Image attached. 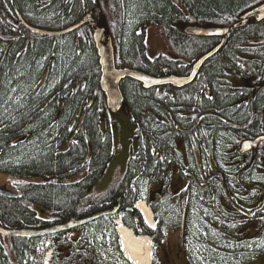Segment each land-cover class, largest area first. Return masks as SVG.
<instances>
[{"label":"trees","instance_id":"trees-1","mask_svg":"<svg viewBox=\"0 0 264 264\" xmlns=\"http://www.w3.org/2000/svg\"><path fill=\"white\" fill-rule=\"evenodd\" d=\"M263 2L264 0H0V5L14 7L28 21L49 25L50 28L67 27L80 21L88 13L98 22L104 20L114 26L120 24V28L113 29L115 34L121 35V40L116 36L118 61L120 57H127L132 68L152 74L157 73L159 64H162L160 69L168 67L170 72L185 71L194 60L216 45L212 38L189 34L184 28L185 25H233L246 11ZM152 24L162 28L166 44L172 51V54L161 55L157 61L150 60L146 54L143 36L137 33L139 27ZM78 31L64 35L60 38L64 41L57 42L56 45L52 40L49 44L38 43L17 65L14 66L12 61L10 66L5 65L0 70V104L4 105L11 91L15 92L19 100L18 123L8 135L0 136V172L23 181L34 182L35 184L20 188V197L33 199L44 208L62 213L68 218L85 214L91 207L93 213L105 211L117 203V198L122 197L120 202L124 204L127 200L123 195L126 187L124 185L137 171L130 167L122 184L109 188L103 194H94V186L102 177L113 152L110 134L102 129L100 118L97 120L94 116L95 100L86 120L81 125L72 124L77 109L89 99L100 96V67L92 35L88 29L89 33L80 37ZM51 51H54L57 68L51 72L50 85L61 82L63 91L60 93L59 88L53 90L60 95L55 99L50 93L49 96L53 99L48 109L42 110L46 93L35 95L40 81L38 64L46 52ZM177 55L179 59L175 61ZM8 67L11 68L9 73ZM232 78L264 83V20L251 21L245 26L232 29L224 46L204 65L199 77L190 85L209 89L214 93V100L207 101L203 108L223 107L224 115L229 121L228 128L211 124L209 130L199 126L195 130L181 133L174 127L170 116L173 107L170 101L167 104L170 114H166L163 126L146 121L138 129L141 135V153L139 159H132L131 165L136 161H146L138 171L142 179L151 180L155 177V180L169 184L174 176V165L180 168L179 174L185 178L189 177L182 169L186 164L196 170L198 164L203 163L206 165L204 171L208 173L209 156L204 146L209 137L215 136L216 163L218 169L224 172L227 190H232L240 203L248 207L253 204L255 206V200L264 199L263 155L247 158L245 162L243 158L240 162V159H233L231 153L233 146L240 143L237 140L264 132V126L260 123L264 114V88L258 94L255 106L253 103H242L244 97L250 96L251 92L245 86L237 87L232 83ZM124 88L127 100L132 103L135 112L156 109L160 102L154 91L141 89L139 83L132 79H126ZM185 90L187 89H179V106L187 102L188 95ZM59 99L63 100L64 107L55 121L62 105ZM177 116H174L175 122L188 129L190 126L186 124V117ZM12 131L17 132L19 139L14 144L10 140ZM23 137L25 140H22ZM180 139L183 140V147ZM232 165L239 167H231ZM51 177L54 180H46ZM65 178L77 180L62 183ZM167 190L168 186L165 191ZM225 194L222 185L218 183L215 197H230ZM200 196L196 193L190 194V188L186 187L174 195L163 196L159 231L149 233L156 245L163 242L168 230L176 227L174 224L179 228L182 206L187 203L195 208L194 203ZM172 199L178 202L172 205ZM165 203L168 204L166 211ZM227 204L230 208H235L228 201ZM0 212L7 221L19 224L30 214L19 203L11 205L2 201ZM236 212L239 213L237 210ZM244 213L245 211L239 215ZM207 214L208 221L216 226L221 227L220 222L224 218L231 221L232 233L250 223L249 220L246 223L242 220L239 224L238 216L227 212L218 201L216 205H211ZM258 215L261 218L260 224L264 227V216H261L262 213ZM135 216L140 215L136 213ZM189 217L190 212L187 214L186 247L195 250L198 246L194 244H201L213 250L212 259L215 258L218 263L237 264L239 260L236 251L230 250L231 246L236 248L237 238L225 236L218 231L212 232L211 236H194ZM190 237L193 238L192 242ZM214 246L222 247L224 258L215 256L214 250L217 248ZM188 255L190 263L206 264L199 256L192 257V251H188Z\"/></svg>","mask_w":264,"mask_h":264},{"label":"flooded vegetation","instance_id":"flooded-vegetation-1","mask_svg":"<svg viewBox=\"0 0 264 264\" xmlns=\"http://www.w3.org/2000/svg\"><path fill=\"white\" fill-rule=\"evenodd\" d=\"M88 16L91 17V21H88L83 26L84 28H80L81 30L79 31L76 30L78 31L80 37L83 35H87L89 33L88 31L89 29L90 34L92 35L93 38V33H92L93 28L96 26L104 27L111 34L113 38V43L116 51L117 68L134 69L130 66L129 59L127 57L126 58L120 57L119 61L117 58V54L119 53V52L117 53L118 50L117 39L121 40V35L115 34L113 32V29L120 28L121 27L120 24L114 26L113 24L109 22H105L104 20L98 22L95 20L94 16H92L91 13H88L81 20H84ZM69 26L64 28H50L49 25L46 26L42 24H34L28 21L16 8L8 5H4V6L0 5V70L5 65H6L5 67L10 66L12 61L14 66L17 65V62H19V60L26 58L30 54L31 49L34 48L35 45H37L38 43L49 44V41L52 40L53 44L56 45L57 42L64 41V40H60V38L64 37V35L65 36L71 35L74 32H76L74 31L69 34H63L59 36H49V35L39 34L35 32L31 27L38 28L41 30L56 31V30H62L68 28ZM188 26L190 25H187V27ZM191 26H200L203 28H208V27L231 28L233 25L203 26L200 24L197 25L191 24ZM150 28L153 29L157 28L158 32L162 31V28L157 24L146 25V26L144 25L142 27H139L138 28L139 30L137 31L139 35L143 36V41L146 47V54L148 55L150 60L157 61L160 60L161 55L172 54V51L170 50V48L168 49V45L166 44L167 43L166 38L163 37L164 39L163 42L166 44L167 47V49L165 48L166 51H164L163 44L160 42L158 43V41H155L153 39V35H151V33L149 32ZM232 29L233 28L230 29L229 33L231 32ZM203 38H212L213 43L216 44L212 49L218 46L223 39V37L221 36L203 37ZM95 52L99 64V55L97 48ZM38 53L39 55L41 54V52ZM203 55H201L196 60H194L191 66L186 68L187 70L181 72H170L168 70V67H164L163 69H160L162 64H159L160 67L157 70V73L150 74L142 70H138V71H142L143 73L153 77H168L171 75L188 76L191 74L194 64ZM178 59L179 56L178 55L175 56L174 60L177 61ZM38 66L40 68V73L38 76L40 81H39V85H37V92L35 95L40 96V93L43 92L46 93L45 97L43 98L44 99L43 103L45 101L46 102L42 106V110H45L48 109V105L49 103H51V100L53 98L56 99V97L60 95L61 91H63V85H61V82H59L58 84L56 83L54 86L50 85V81L52 79L51 72H54L57 68L54 51L53 52L51 51V53L46 52V55L43 56V59L39 61ZM203 67L199 71L195 80L201 74ZM10 69L11 68L8 67V73ZM100 71H101V67H100ZM1 74L2 73H0V75ZM126 79H130V78H126ZM126 79H124L121 82V89L124 95V104L119 111L113 112L112 110H110L107 104L106 96L104 95L100 87L99 98L89 99V101H87L85 105L80 106L73 116L72 124L81 125L82 120L83 122L84 120H86V118L89 116V114L92 111L91 110V108L93 107L92 102L95 100L94 116H96L97 120L100 118L102 129L106 132L108 131V133L110 134V138H111L110 141H111L113 153L111 158L106 164V169L102 177L98 180L97 184L94 186L93 192L94 194L97 195L103 194L109 188L118 186L120 183L122 184V180L125 178L126 173L130 169V167H133L136 168L137 171L132 175V178L127 181L126 185H124V187L125 186L126 187L124 188L123 195L127 198V200L124 202V204H122L120 202V199L122 200V197L117 198V203H115L113 207L105 210L107 212L115 211L116 212L115 214L110 213L100 218L99 220L85 224L83 226H80L72 230L57 232L51 236V240L49 242L46 241L47 237L44 236H36V237L30 235L14 236L0 232V264H44L46 253L49 250H53V255L50 264H102L98 254V246L100 244L99 235L104 234V236L107 237L108 233H114L116 220L120 216L122 218H125L126 223L131 227H133L135 231L142 233H150L149 230L144 226L146 223L143 215L138 212L137 205L142 200L146 201L153 209L152 211L155 212L154 213L155 217L159 222L162 216V205L164 200L163 196L166 192L170 191V187L174 185V183H172L173 178L171 179V181H169V184L165 181H157L155 180V177H153V179L151 180L142 179L141 175L138 174V171L141 167V164L142 163L145 164L146 161L143 162L136 161L134 162L133 165L131 164L133 158H138V159L140 158L141 135L138 133V129H140V124H143L146 121L156 122L161 125L165 123L166 114H170V110L167 108V104H169L170 101L173 106L172 114L170 116L174 123V127L177 130H179L181 133L189 130H195L199 126H202V128L209 130V128L212 127L211 124H213L214 126L218 125L222 128H228L229 121L227 120L228 118L224 115L225 109L223 107L215 106L210 108H203V106H205V103L207 101L214 100V93H211L209 89L205 90L197 86H190L195 82V80L190 85L181 88L172 85H166V86H157L147 89L143 87L142 83L132 79L133 81L139 83L141 89H144L146 91H154L155 96L160 101L157 103L158 105L156 109H148L140 112H135L132 107V103L128 102L127 100L128 97H126L127 95L125 94L124 83ZM231 81L233 84H236L237 87L245 86V89H248L249 92H251L250 96L244 97L242 103H247V104L253 103V105L255 106L258 94L264 88V83H255V81L243 80L239 78L237 79L232 78ZM56 88H59L60 93L53 92V90H55ZM179 89L180 90L187 89L184 92L187 93L188 95L187 102L183 103L180 106L178 105L179 99H181V95L179 94ZM126 91L128 92V86L126 88ZM50 93L54 95L52 96L53 98L49 96ZM18 101L19 100L18 97L15 96V92L11 91L10 94H8V97L4 105L0 104V136L8 135L9 131L13 130L16 124L18 123V117H19L17 111ZM59 102H61L62 105L57 117L55 118V121L58 120L61 111L64 107L63 100L59 99ZM242 103H239V105ZM123 110L128 111L134 127V131L132 133L133 138L129 142H128L129 138L127 140H124L120 136V131L122 130V128L124 126L125 127L128 126L126 120H124L123 125L118 124V128L116 129L114 120L111 119L112 114L119 113ZM176 115H178L177 117L180 118L186 117V124L187 126L190 127L186 129L183 128V126L179 125L177 122H175L174 116L176 117ZM260 123L264 126V114H262L261 116ZM11 134L12 135L10 137V140L12 141V144H14L15 142H17V140H19L17 138V132L15 133L12 131ZM129 134L131 135V133ZM260 136H264V132L260 135L243 137L244 139L237 140L240 143H238V145L237 144L234 145L231 151L233 159H237V161H239L238 159H240V162H242L243 158H245L244 160L245 162L247 158L250 157L254 158L257 155L261 154V156L263 155L262 159L264 160V141H262L257 146V148H253L251 150L244 151L242 148L243 142L247 140H255ZM22 140H25V137H23ZM214 140H215V136L209 137L207 139L206 145L204 146L209 156V158H207V164L208 166H210V170L208 173H205L204 168H206V165L203 163L202 164L199 163L196 170L192 169L190 165L187 166L186 164L182 166V169L189 175L187 179L183 177L181 174H179L180 168L177 165L173 166L174 176L177 178L178 175L179 176L181 175V178L186 180L185 184H183L185 186H183L182 188L184 187L190 188V194L192 195L194 193L198 194L199 196L202 195L198 198L197 202L194 203L195 208H193L191 204L185 203L182 206L181 211H183V209L186 208L187 214L188 212H190V217H189L190 229L192 231V234H194V236L195 235L211 236L212 232L218 231L225 236L237 238L238 240L236 246L237 250L235 252L239 260L237 264H264V227L261 226L260 224L261 218L258 215L259 213H262L261 216H264V199L255 200L253 202L255 203V206L254 204L251 205V207L244 206V204L240 203V200L236 198L232 190L230 191L227 190V192L224 190L227 188L224 187L222 183V179L219 176L210 178L206 183V180L213 173H218L223 175L225 181L224 172L219 170L217 167L215 152H214L217 146L215 145ZM182 142L183 140L180 141L181 145ZM123 150L125 151V157L123 158V160H120L118 156ZM110 165L112 167L111 171H115V173L122 172L123 174L120 177H116L113 180V182L109 185V187L106 188V190L95 191L96 186L99 184L101 179H103L106 173L108 172L107 170ZM235 165H232L231 167ZM235 167H239V166H235ZM0 175H5L8 178H14V179L16 178L3 172H0ZM218 183L222 185L223 191H225L226 193L225 195L229 194L230 196L229 198L228 196L227 199L223 197L217 199L215 197V189L218 186ZM31 184H35V183L29 181H24L21 183L17 181L14 182L12 180H9L3 184L0 183V201L6 204L9 203L11 205L12 204L18 205L19 203L22 206V208H26L30 212V214L27 216V219L23 218L24 220L20 224L18 222L7 221L6 220L7 218L3 217L0 212L1 229L5 231H20V230L43 231V230L53 229L57 226H62L68 223L72 218L83 219L99 213V212L93 213L92 212L93 209L91 207L88 210V212L85 214L82 213L79 216H72L68 218V216L62 213L50 211L44 208L42 204H40L39 202L33 199L20 197L21 195L19 191L20 188L22 186H28ZM150 186H155L157 188L152 190V193L149 191L146 192L147 190L144 192V189L146 187L149 188ZM167 186H168V190L165 191ZM204 194H206L207 196L205 197ZM216 201L222 203L227 212L229 213L233 212L234 213L233 215L238 216L239 224H241L240 221L242 220H244L243 223H246V220H249L250 223L245 224V226H243L234 233L230 231L232 227L231 221H228L225 218L220 222L221 227L211 224L208 221L207 212L209 211L212 204L216 205ZM227 201L233 204L235 208L234 209L232 207L230 208L227 204ZM177 202L178 200L175 199L171 200L172 205H175ZM165 204H166V209H165L166 211L168 210L167 207L168 204L167 203ZM201 206L202 209L200 208ZM188 207L190 208V210H188ZM236 210L239 211V213L236 212ZM244 211L245 213L243 215H239ZM136 213H138L140 216H135ZM158 228L159 227H157L156 231H159ZM199 232H201V234ZM74 235L76 237H72ZM182 255H183V251L178 252V256L180 257V259L182 258ZM105 264H112V263L107 261ZM186 264H192V263L186 262ZM194 264L196 263L194 262Z\"/></svg>","mask_w":264,"mask_h":264},{"label":"water","instance_id":"water-1","mask_svg":"<svg viewBox=\"0 0 264 264\" xmlns=\"http://www.w3.org/2000/svg\"><path fill=\"white\" fill-rule=\"evenodd\" d=\"M250 20H256L258 22L264 20V3L261 5L247 11L240 22H237L232 26V28H238L245 26ZM88 21H91V17L88 16L84 20L77 22L76 24L58 31H48V30H41L38 28L31 27L35 32L42 34V35H49V36H57L62 34H69L73 31L78 30L83 25H85ZM230 27H208L203 28L200 26H190L187 28V32L191 35L199 36V37H213V36H221L223 37L222 42L216 46L214 49L210 50L206 54H204L193 66V70L190 75L188 76H176L171 75L168 77H153L148 74H145L141 71L133 70L130 68H117L116 63V51L115 46L113 43V38L111 34L104 28L100 26H96L93 28V39L98 51L99 55V63L101 67V77H100V87L102 92L106 96L107 104L110 110L113 112L119 111L123 104H124V95L121 89V82L126 78H131L137 80L142 83L144 88H152L157 86H164V85H173L175 87L181 88L187 85H190L195 78L197 77L199 71L203 67V65L211 59L215 54H217L221 48L224 46L227 38V34L230 31ZM264 141V136H260L255 140H247L243 142L242 148L244 151L251 150L253 148H257L260 142ZM220 176L221 174L213 173L208 180L212 177ZM49 179L47 181H51ZM75 178H68L63 180L62 183H71L74 182ZM222 182L224 183V179L222 178ZM112 212H102L96 214L94 216H90L84 219H77L72 218L68 223L57 226L53 229L43 230V231H5L0 228V232L7 234V235H14V236H44L49 234H54L61 231H68L87 223H90L94 220L101 218L104 215H108ZM185 224H186V212L184 210V214L182 215L181 220V233L178 240V248L181 250L184 247L185 243Z\"/></svg>","mask_w":264,"mask_h":264},{"label":"rangeland","instance_id":"rangeland-1","mask_svg":"<svg viewBox=\"0 0 264 264\" xmlns=\"http://www.w3.org/2000/svg\"><path fill=\"white\" fill-rule=\"evenodd\" d=\"M184 27H187V25H185ZM149 32L151 33V35H153V39L155 41H158V43H162L163 44V50H165L166 44L163 42V37H164V32L163 31H159L158 29H153L150 28ZM161 32V33H160ZM170 47L168 46V49ZM111 119L114 120L116 129L118 128V124L123 125L124 124V120H126V122L128 123V126H124L122 128V130L120 131V136L122 137V139L127 140L128 138V142L132 140L133 138V131H134V127L132 124V120L131 117L128 113L127 110H123L119 113L116 114H112L111 115ZM131 133V135L129 134ZM116 134V133H114ZM120 138V137H119ZM118 143V141H117ZM125 157V151L123 150L118 158L120 160H123V158ZM112 167L111 165L108 168V172L106 173V175L104 176L103 179H101V181L99 182V184L96 186L95 191H103L106 190V188L109 187V185L113 182V180L116 177H120L123 173L121 172H116L115 171H111ZM9 180H12L14 182H24L22 179L19 178H8L5 175H0V183H5ZM186 180L181 178V175L176 178L175 176L172 179V183H174L173 186L170 187V191L166 192L164 195H174L175 193H178V191L180 189H183L182 187L185 186L183 184H185ZM155 186H150L149 188H143L144 192H151L152 190H154ZM156 194V193H155ZM154 194V195H155ZM153 195V197H154ZM153 210V209H152ZM140 212V211H139ZM141 213V212H140ZM152 213L154 214L155 212L152 211ZM154 218H155V225L157 223V219L155 217L154 214ZM147 225V224H146ZM176 227L173 229H170L167 231V234L163 240L162 243L156 245L155 248V242L152 240V247H153V251L156 250V255H155V264H186V261L188 260V251H192V257H200V260L202 262H205L206 264H220L218 263V260L212 259V253L213 250L209 249L208 247L202 246L201 244H194L198 247H196V249L194 250L192 247H187V252H183L182 258L180 259V257L178 256V249H177V244H178V238H179V230L177 228V225L174 224ZM173 225V226H174ZM147 227H149L147 225ZM178 230V231H177ZM136 234H140V235H144L145 233L142 232H137L135 231ZM201 234V232H199ZM203 234V233H202ZM198 236V235H195ZM72 237H76L75 235ZM119 238V236H118ZM190 241H193V238L190 237L189 238ZM47 241V240H46ZM99 241L100 244L98 246V254H99V258L101 259V263L105 264L107 261L112 263V264H131L124 256L123 253L120 250V246L117 244V242L115 241V237L113 235V233H108L107 237L104 236V234H100L99 235ZM187 241V240H186ZM207 246V245H206ZM217 249L214 250V254L217 257L220 258H224V254L221 252L222 247H218V246H214ZM225 248V247H224ZM209 249V250H208ZM230 250H232L233 252L237 250V248H235L234 246L230 247ZM195 251H197V253H195ZM230 262H232V259H230Z\"/></svg>","mask_w":264,"mask_h":264},{"label":"bare ground","instance_id":"bare-ground-1","mask_svg":"<svg viewBox=\"0 0 264 264\" xmlns=\"http://www.w3.org/2000/svg\"><path fill=\"white\" fill-rule=\"evenodd\" d=\"M137 207L146 217V221L154 227L155 218L151 207L145 201L139 202ZM117 226L116 231L127 260L131 264H151L153 257L152 240L148 236L136 234L123 221L117 222ZM49 260L50 257H47L46 262Z\"/></svg>","mask_w":264,"mask_h":264}]
</instances>
